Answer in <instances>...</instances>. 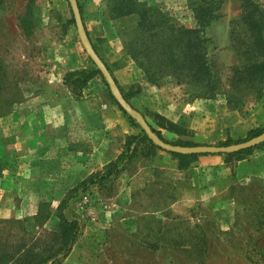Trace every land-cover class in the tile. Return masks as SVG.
<instances>
[{
    "label": "rangeland",
    "instance_id": "obj_1",
    "mask_svg": "<svg viewBox=\"0 0 264 264\" xmlns=\"http://www.w3.org/2000/svg\"><path fill=\"white\" fill-rule=\"evenodd\" d=\"M196 6L212 15L200 33L205 63L194 46L144 45L132 21H122L120 37L151 83L168 86L169 94L181 86L185 96L187 114L177 124L153 111L145 112L146 122L198 145L227 138L234 145L264 128V107L256 125L216 144L194 138L190 108L223 100L243 113L264 104V0H175L164 13L194 28L203 12ZM71 13L68 0H0V253L53 243L42 232H55L62 213L79 232L56 264H264V142L241 160L219 155L224 171L200 160L210 154L179 169L143 139L131 145L135 155L119 175L90 183L107 164L94 162L93 120L62 84L72 57L89 60ZM92 39L99 48L102 39ZM170 53L204 68L172 75L164 66Z\"/></svg>",
    "mask_w": 264,
    "mask_h": 264
},
{
    "label": "crops",
    "instance_id": "obj_2",
    "mask_svg": "<svg viewBox=\"0 0 264 264\" xmlns=\"http://www.w3.org/2000/svg\"><path fill=\"white\" fill-rule=\"evenodd\" d=\"M150 1L162 12L174 7L175 0H141ZM81 6V17L85 30L93 42V37L102 39L97 52L106 64L110 74L117 84L120 92L129 97V104L138 110L143 116L146 111H153L166 121L177 124L183 115L187 114L188 106L184 101V95L180 94L181 86H173L171 93H165L167 87L156 86L151 83L143 69L126 51L122 44V21L136 22L135 16H127L122 19H112L108 14L106 0H77ZM94 43V42H93ZM70 70L93 69L90 59L71 58ZM178 91V92H176ZM70 94V92H69ZM108 91L100 76L90 79L79 97L86 114L93 120L94 133L98 142L94 145L93 158L98 166H103L115 161L122 152L125 140L139 133L128 117L107 97ZM165 94V95H164ZM190 107V106H189ZM264 104H258L254 108L243 113L230 109L226 101L214 100L193 103L190 111L195 125L190 129L194 131L195 139H205L202 142L214 144L225 138L238 137L248 131L252 125L261 118V110ZM149 122V120H148ZM162 136L167 139H182V133L168 131L158 127ZM103 136V138H102ZM210 137V138H209ZM165 162H170L172 157L165 152L158 154ZM200 160L206 165L227 171L224 159L217 154L202 156ZM216 169V170H217Z\"/></svg>",
    "mask_w": 264,
    "mask_h": 264
},
{
    "label": "trees",
    "instance_id": "obj_3",
    "mask_svg": "<svg viewBox=\"0 0 264 264\" xmlns=\"http://www.w3.org/2000/svg\"><path fill=\"white\" fill-rule=\"evenodd\" d=\"M106 1H107L106 6L108 8V14L112 19H122L123 17H127V16L136 17L135 25H133L132 28L134 31L136 30V34L138 32V37L141 36L143 38L144 45L148 43L149 45L151 44V46H161V47L172 46L173 48L177 46H183L180 47V49L181 50L185 49L186 51H187L186 48H188V46H194L195 51L198 53L197 58L199 59L200 63H205V46H204L205 40L202 38V35L200 33L203 32V29L206 27L205 25H208V22L211 21L212 19V15L209 16L206 15V12L208 13L206 6L194 7L195 10L198 9V11H203L201 14L202 17L198 16V23H201L200 26L194 28H187L183 25L178 24L177 22H174L173 18H171L170 16L159 10L156 6L147 5L146 2L145 3L139 2L140 0H106ZM143 5H146V9L142 8ZM78 7L80 13H82L81 6L79 3H78ZM249 18L254 19L253 17L252 18L249 17ZM255 22L258 24L259 23L262 24L261 21H255ZM69 23L75 26L74 19L72 16L69 19ZM122 29H123V32H121L122 35L126 36L125 35L126 32L124 31V28ZM86 33L88 35L87 31ZM130 33H133V31H131ZM90 42L97 55L100 57V55L97 52L96 46L91 41V39ZM126 51L130 53L133 59L136 60L134 52L132 53L131 51L130 52L128 50ZM162 51H164L163 48L162 49L158 48L157 52H162ZM170 55L171 57L166 61L164 66L170 68L169 72L172 71V75L186 76L190 73V71H192V68H194L195 70L196 69L202 70V67L204 68L203 64L200 65V68L199 66L197 68L194 66L190 68L191 66L188 65L189 62L187 61L189 60V58L187 56H181V57L179 55L175 56V54L173 53H170ZM179 58L181 63H178ZM138 65L143 69L144 73L146 74L145 68L143 67L144 65L143 64L141 65L140 63H138ZM96 75L101 77L104 85L107 88L108 95L111 101L126 115V113L122 110V108L112 97L108 89L107 83L105 82L101 73L96 69L95 66L93 69H77L66 72L63 77L62 84L64 85V87L68 89L70 94L75 99H78L79 97H81L82 91L86 87L88 81ZM181 82L182 81L180 79H177V81H175V83L178 85H180ZM122 95L124 99L127 102H129V97L125 94ZM128 119L133 126L139 129V133L137 135L130 136L126 139L125 148L123 152L118 156V158L115 161H112L106 165L107 168L103 174L96 175L95 180L91 181L90 183L97 181L102 182L104 180L119 175L135 155V148L131 150V145L133 143L135 144V146H137V144L141 140L145 139L150 143L151 146L157 148L158 150L164 151L152 144V142L147 138V136L140 129L139 125L133 119H131L130 117H128ZM169 123L170 125H174L171 122ZM148 125L150 126L154 134L166 143L175 146H182V147H192L198 145L189 140H182V139H174L172 141H168L162 136L160 130L155 129L154 126L151 125L150 123H148ZM263 132H264V128H252L247 132L246 139L243 141L252 139L262 134ZM231 143H233V141L230 138H227L220 143V146H228ZM249 150L250 149L242 150L232 154H224V155L226 157H234L236 160H241L242 155L247 153V151ZM165 153H167L170 157L178 161L179 169L186 167L192 161L196 160L199 156H201V154L198 155L178 154L174 152H165ZM217 155H222V154H217ZM84 183H86V180ZM8 223L9 225H13L14 222L10 221ZM78 232H79V225L77 221L73 219H68L64 214L61 213L58 223V229L55 232H45V231L42 232L44 236H48L49 241H54L53 243L52 242L45 243L44 241L38 240V242L41 243L39 246L38 245L36 246L31 243V245L27 244L26 246H23L22 248L16 250H13L12 248L8 250H3V253H0V264H56L59 260H63L68 256V254L72 249V246L76 241Z\"/></svg>",
    "mask_w": 264,
    "mask_h": 264
},
{
    "label": "water",
    "instance_id": "obj_4",
    "mask_svg": "<svg viewBox=\"0 0 264 264\" xmlns=\"http://www.w3.org/2000/svg\"><path fill=\"white\" fill-rule=\"evenodd\" d=\"M72 16L74 19L76 31L80 42L83 46L84 51L87 56L96 67V69L101 73L103 79L107 83L108 89L113 96L114 100L118 103V105L122 108V110L133 120L138 122L139 126L143 130V132L148 136V138L160 149L166 152H174L178 154H228L241 150H245L251 147H254L262 142H264V132L250 140L243 141L234 145L228 146H214V145H197L192 147H182L175 146L169 143L162 141L158 138L154 132L151 130L150 126L146 122L143 115L133 108L129 102H127L122 93L120 92L117 84L115 83L112 75L110 74L108 68L105 66L101 58L97 55L95 50L92 47L90 39L86 33L81 13L78 7L77 0H68Z\"/></svg>",
    "mask_w": 264,
    "mask_h": 264
}]
</instances>
